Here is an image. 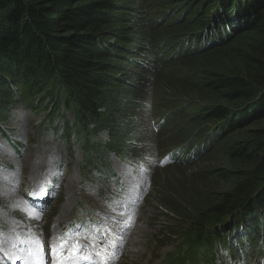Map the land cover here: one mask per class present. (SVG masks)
Wrapping results in <instances>:
<instances>
[{
	"label": "trees",
	"instance_id": "obj_1",
	"mask_svg": "<svg viewBox=\"0 0 264 264\" xmlns=\"http://www.w3.org/2000/svg\"><path fill=\"white\" fill-rule=\"evenodd\" d=\"M192 4V0H0V121L10 115L4 107L24 104L35 111L46 109V120L53 124L55 117L62 116L63 104L75 116L74 125H67L65 133L83 138L87 154L101 158L111 149L124 154L123 132L118 134V126L113 127L147 101L138 87L143 86L139 71L158 75V82L152 84L163 102L152 110V116L158 117L177 109L178 105L164 108L173 104V98L189 99L193 90L174 89L190 87L187 84L193 83L200 70L197 62L206 60L214 74L205 86L216 100L211 105L200 96L204 104L188 102L189 109L193 116L198 112L197 119L205 117L199 124L216 127L217 142L207 152L225 149L226 156L239 161L244 170L218 172L230 189L206 205L195 204L198 195L165 194L160 205L168 214L189 218L192 224H179L176 230L165 226L157 242L160 245L170 237L176 243L177 237H184L166 254L163 264H185L201 249L212 250L217 241L234 254L235 264H252L239 258L237 246L244 242L232 238L231 229L243 227L250 242L264 229V128L244 132L247 129L240 125L248 116L264 117V0H215L210 12L199 19L195 11L204 5ZM120 8L123 14H115ZM123 18L132 25L128 46L107 40L118 31L110 30L113 23ZM219 55L221 59L215 62ZM117 60V64L111 62ZM119 71L125 77L138 76L139 82L124 81L118 86L109 73ZM163 82L171 86L163 88ZM19 84L24 90L18 91ZM164 89L167 93L161 96ZM13 92L22 95L20 100L2 99ZM101 107L110 111L102 113ZM179 109L175 115L182 120L179 116L184 110ZM235 124L239 125L229 132ZM180 127L167 140L179 141L180 136L191 134V129L185 131L186 124ZM239 128L241 138L231 137L232 143L221 145L223 138ZM129 153L134 156L137 151ZM203 159L199 156L190 163ZM184 167L179 163L167 169ZM221 264H227L225 258Z\"/></svg>",
	"mask_w": 264,
	"mask_h": 264
},
{
	"label": "rangeland",
	"instance_id": "obj_2",
	"mask_svg": "<svg viewBox=\"0 0 264 264\" xmlns=\"http://www.w3.org/2000/svg\"><path fill=\"white\" fill-rule=\"evenodd\" d=\"M192 1L194 3L192 5H204L202 10L198 7L195 11L197 13L195 19L207 15L210 12L208 8L214 5L215 2V0ZM120 3H123V1ZM124 11V9L120 8L114 13L123 14ZM142 13L144 14L145 12ZM124 17L127 18V16ZM131 28L132 25L127 23L125 19L124 21H116L110 30L114 32L115 30L118 31L115 37H110L107 40L119 46H128V40L132 36V32L128 29L131 30ZM120 51H122V54H126L123 50ZM221 57L222 55L217 56L215 62H218ZM111 62L117 64L119 61ZM205 63L206 60H199L197 62L200 70L194 76L193 83L187 84L190 87L174 89L176 92L183 93H189V91L192 92L191 90H193L189 97L192 100L188 98H173V104L164 106V108H170L187 102H194L196 105L204 104L203 100L199 98L200 96L208 99H205L206 103L213 104L211 101H215L216 97L209 92L210 89H207L208 86L205 85L213 77L214 71H210L211 66L208 62ZM137 70L139 71V69ZM139 72H142L141 82L143 86L138 87L143 88L142 91L147 96V101L138 104L135 107V111H133V108L131 115L124 114L120 123L116 124L113 128L116 130L118 126V134L123 132L120 142L124 144L126 149L124 154L134 163L144 162L148 164L149 162V165H147L148 169L144 174H141L139 165H137L138 170L135 172L137 177L132 179L134 181H138V178L142 181L145 180L146 185L144 187V194L139 201V211L135 217V220L138 219V221L133 225L134 229L128 232L126 236L128 240L125 239L124 246V249L127 247L126 251L123 258L117 261L116 264H161L163 256L172 250L177 242L184 239V237H177L178 240L174 243L175 240H170L169 237L164 241H160V245L157 242V240H160L159 238L163 237L161 231L165 226H170V228L176 230L179 224L182 225L183 223L186 227L192 224V220L189 218L168 214L162 205H160V202L165 198V194L178 197L198 195L200 198L196 200L195 204L197 206L206 205L213 200H218L225 191L230 189V184L222 180L217 174L218 172L222 169L244 170L239 161L232 162L226 156L225 149L221 151L218 148L211 153L208 152L205 156L206 159L197 161L196 163H183L185 167L179 170L167 169V166L173 164L160 165L162 164L160 157L163 156V147H171L168 146L171 143H182L190 136V132L180 136L181 139L179 141H164L161 138V131L157 132L153 130V121L155 119L152 116V110L163 103L159 101L161 100L160 98L157 99L159 94L152 86V84L158 82V75L143 70ZM109 74L114 76L113 82H116L118 86L124 81L136 84L139 82L136 80L138 76L131 77L129 75V77H125L122 71ZM160 85L165 88L171 86V83L163 82ZM17 87L18 91L24 90L23 84H19ZM166 93V89H164L161 96L166 95ZM20 97H22L21 94H14V92L11 97H8L6 94L2 95V99L7 98V102L18 101ZM101 108L102 113L110 111V107ZM4 110L10 115L7 119L0 121V128L3 130V134H5V137H2L0 133V239L2 241L5 239L2 245H8L12 238L15 239L13 245L17 246V248L23 244L26 246L34 245L30 243V239L31 237H36L39 242H42V245L45 246L46 251L51 256H53L51 252L53 246L66 243L68 247L59 251V254L88 256L92 264H112L111 258H104L107 253L102 251V247L107 241V236H104L100 230L94 231L93 229L83 228L80 225V218L78 217L79 215H83V210L98 207L101 204L99 198L107 196L111 190L108 185L104 187L98 179L100 176L99 169H95L92 172L90 167H86V159L89 155L83 148V140H74L71 143L62 142L61 139L59 141L57 132L47 131L42 126L44 124V115L39 112L33 113L29 111L24 104H20L15 109L6 106ZM187 113L188 119L191 122L187 125L185 131H189L190 129L192 131L202 125L199 123H203L205 119L203 115L202 119L199 120L196 118L199 116L198 112L194 116L191 111ZM112 115L113 113H110V116ZM68 117L73 121V117L70 114ZM238 125L235 124L229 132H232ZM240 125L247 129L244 132L264 128V117L255 118V115L248 116ZM163 130L164 132H168L169 126H166V129L164 128ZM242 134V129L236 131L228 139L223 140V138L221 145L232 143L231 137L239 139L242 137ZM114 138L116 140L115 135ZM12 140L18 141L24 148L18 147V144L15 142L8 143ZM132 149L137 151L134 156L129 153ZM51 157L55 159L53 162ZM112 160V164L115 163L114 168L117 169L118 160L115 158V155H112ZM92 162L93 167L97 168L100 166L98 164L100 161L92 160ZM46 165H48V170ZM94 172L97 174H94ZM38 178L41 183L38 182ZM90 181H93V184L89 183ZM82 182L84 185H82ZM144 182L139 183L141 190ZM37 193L47 194L48 200L44 201V203L33 202V195ZM120 199L117 197L116 201L103 202L96 210L100 219L93 224L108 225L110 223L112 219L109 212L106 211L108 207H112L117 210L120 216H123L127 208L124 201ZM133 220V216L124 218V226H126L127 222H131L132 224ZM85 223H90V221L87 220ZM109 226L115 230L112 225ZM130 226L126 229L120 227L119 231L124 233ZM157 236L160 237L157 239ZM88 237L92 238L95 242L97 256L90 252L89 244L84 241ZM158 245L159 247L157 248ZM74 248L75 252L73 251ZM129 250L130 252H128ZM13 253L7 254L6 249L4 252L0 246V264H8L9 258L5 260L1 257H5V254L11 256ZM73 264H81V262L77 259Z\"/></svg>",
	"mask_w": 264,
	"mask_h": 264
},
{
	"label": "bare ground",
	"instance_id": "obj_3",
	"mask_svg": "<svg viewBox=\"0 0 264 264\" xmlns=\"http://www.w3.org/2000/svg\"><path fill=\"white\" fill-rule=\"evenodd\" d=\"M179 21H182V20H179ZM52 155V154H51ZM40 157V156H39ZM47 158V157H46ZM52 158V157H51ZM38 159V158H37ZM41 159V158H40ZM46 160H48V159H46ZM53 160H55L54 158H52V162H53ZM57 160V159H56ZM58 160H59V158H58ZM57 160V161H58ZM36 161H38V160H36ZM40 162V161H39ZM62 162V161H61ZM46 163V162H45ZM46 164H49L48 162L46 163ZM51 165V164H50ZM40 166V165H39ZM47 166V170H48V165H46ZM60 167V166H59ZM37 168H38V166H37ZM39 169L41 170V168L39 167ZM51 169V168H50ZM51 170H53V169H51ZM39 171V170H38ZM38 171H37V173H38ZM41 171H43V170H41ZM55 171V170H54ZM54 171H53V173H54ZM45 173H47L46 171H44ZM49 172V171H48ZM36 173V174H37ZM49 173H51V172H49ZM60 173V172H59ZM35 174V175H36ZM40 174V173H39ZM47 175V174H46ZM51 176H52V174H51ZM41 177V176H40ZM46 177V176H45ZM44 177V178H45ZM49 177V176H48ZM31 179V178H30ZM34 179V178H33ZM42 179V178H41ZM38 180V182H39V178L37 179ZM43 180V179H42ZM43 182V181H42ZM34 183H35V181H34ZM39 183H41V182H39ZM38 183V184H39ZM36 184V183H35ZM141 190V188L139 187V191ZM14 198V197H13ZM12 198V199H13ZM128 198L130 199V201H131V203L132 204H135V203H137V198H138V193H135V195H133V193L132 192H130L129 194H128ZM19 209V208H18ZM20 209H21V207H20ZM17 214V213H16ZM21 214V213H20ZM130 230H132L131 228H129V229H127V231H126V234H128V232L130 231ZM25 237H28V236H25ZM8 239V238H7ZM5 240V239H4ZM4 240L2 241L1 239H0V246H1V249H3V251L5 252V249H6V252H7V254H10V252H21L22 250H23V248H22V245H20L18 248H17V246H14L13 244H14V241H15V239H11V241H10V243L8 244V245H2V243L4 242ZM32 240H36V241H39L36 237L35 238H33V237H31V239H30V243H31V241ZM7 241V240H6ZM5 243H7V242H5ZM9 246H11V247H9ZM40 253H42V254H44V250H42V251H40ZM5 256H6V254H5ZM1 258H3V259H6V257H4V256H2ZM27 258H29V259H31L32 261H33V263L34 264H41L40 262H39V260H38V252L35 254V255H28L27 256Z\"/></svg>",
	"mask_w": 264,
	"mask_h": 264
},
{
	"label": "snow or ice",
	"instance_id": "obj_4",
	"mask_svg": "<svg viewBox=\"0 0 264 264\" xmlns=\"http://www.w3.org/2000/svg\"><path fill=\"white\" fill-rule=\"evenodd\" d=\"M31 243H33L36 247L34 250L29 252V255H35L37 252L42 251V248H43L42 242L32 240ZM66 247H68V245L66 243H61L58 246H53L51 248L52 255L57 256L59 254V251H62ZM73 251L75 252V248L73 249ZM77 259H79V257H77L74 254H71L68 257H64V256L60 255L59 256V264H71V262H73ZM82 259L90 260V257L85 256V257H82Z\"/></svg>",
	"mask_w": 264,
	"mask_h": 264
}]
</instances>
